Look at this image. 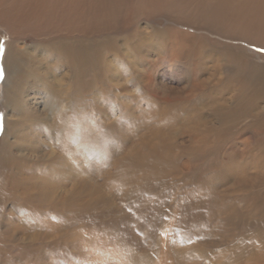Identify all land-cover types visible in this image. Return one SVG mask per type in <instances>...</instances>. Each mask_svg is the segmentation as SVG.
Wrapping results in <instances>:
<instances>
[{
	"label": "rangeland",
	"instance_id": "1",
	"mask_svg": "<svg viewBox=\"0 0 264 264\" xmlns=\"http://www.w3.org/2000/svg\"><path fill=\"white\" fill-rule=\"evenodd\" d=\"M131 15L129 12L124 20V26H129L124 31L133 29L135 32L137 29L134 28L138 26L149 30V18L135 21ZM165 20L167 26L184 28L180 21ZM118 26L120 28L121 24ZM185 29L194 30L193 27ZM194 31L195 34L202 33ZM0 32L1 53H4L10 40L6 32ZM107 34L110 33L90 34L91 61L85 69L76 63L73 72L76 82L80 79L84 85L92 81V86L95 87V83L100 86L101 71L93 60L99 50L98 42L109 36ZM118 40L119 44L125 42L123 37ZM213 40L243 48H223L232 52L236 59L223 63L219 69L214 62L207 61L204 70L194 72L193 77L178 71L168 60L160 63L155 67L158 74L151 86L140 92V96L147 98L142 108L136 111L122 109V117L114 111V118L119 120L121 117V120L108 125L110 130L101 129L107 133L103 141L108 147L106 151H100V143L93 138L61 142L66 152L63 154L47 153V144H41L37 157L43 172L39 175L47 176L48 181H57L50 198L39 192L41 180L38 174L20 173L21 177L14 166H5L6 125L9 126L11 118L5 106L4 90L9 69L0 53L1 260L6 264H48L51 260L53 264H112V258L121 251L120 245L124 243L122 249L127 247L125 250L133 256H153L152 264H247L252 252L264 250V214H261L264 209L254 214L252 226H248L246 219L251 210L248 208L250 199L258 190L264 193V180L261 187H253L252 174H222L229 167L227 159H234L230 155L235 145L240 151L242 147L247 151L253 146L249 132L255 128L259 117L251 113L255 110L252 109V98H246L241 90L251 74L252 65L257 62L256 51L264 56V45L233 37L215 36ZM23 46L27 49L31 42L27 41ZM248 49L255 52L250 53L248 63L237 61L241 53L249 55ZM11 50L15 51L12 46ZM251 78L256 86L259 79L253 75ZM76 91H80L77 84ZM86 94L89 97L86 91L81 95ZM262 103L264 109V101ZM36 105L43 109L42 101ZM91 114L98 120L99 113L91 110ZM263 114L260 113V117ZM37 143L35 140L32 144L36 149ZM258 154L253 151V155H248V169ZM101 158L103 161H99ZM126 174H132V177L126 179ZM106 179L111 181L105 184ZM47 188L45 181L43 190ZM100 191L102 195H99ZM98 196L107 199L97 204ZM211 196L215 203L231 202L243 212L236 218L234 228L227 229L225 236L214 243L211 237H205L210 239L205 241L203 232L196 233L190 221L195 212L197 215L199 209L208 206L207 199ZM61 199H64L62 211L55 205ZM80 205L83 208H79ZM43 207L58 213L53 219L56 223L69 222V242L59 237L61 231L57 229H49L50 232L37 237V225L32 215ZM77 208L80 212L70 217ZM62 213L64 215L59 216ZM131 222L140 237L135 238L124 228V224ZM79 224L85 226L78 230ZM168 242L170 248H167ZM173 243L180 247V254L172 252Z\"/></svg>",
	"mask_w": 264,
	"mask_h": 264
},
{
	"label": "bare ground",
	"instance_id": "2",
	"mask_svg": "<svg viewBox=\"0 0 264 264\" xmlns=\"http://www.w3.org/2000/svg\"><path fill=\"white\" fill-rule=\"evenodd\" d=\"M129 12H132V20L135 21L149 18V30L137 25L135 32L133 29L124 31L129 27L124 26ZM165 19L180 21L184 28L167 26ZM185 27H193L202 33L195 34L196 31ZM1 30L6 32L10 40L5 52L1 53L0 36V53L9 69L4 94L5 106L11 118L9 126L6 125L8 139L5 146V166H14L21 177L23 175L20 173L38 174L41 180L39 192L50 198L57 181H48L47 176L39 175L43 172L37 157L41 144H47V153L63 154L66 152L61 142H82L93 138L100 143V151H106L108 147L103 141L107 133L104 132L105 129H101L110 130L108 125L117 124L121 120L122 109L136 111L142 108V103L147 98L140 96V92L151 86V81L158 74L155 67L160 63L168 60V63L175 64L178 71L183 74L185 71L193 77L194 72L204 70V63L207 61L214 62L216 69H219L223 63L236 59L232 52L224 49L243 48L214 41L215 36L233 37L235 40L264 45V0H0ZM103 31L110 34L104 36L107 39L103 38L98 42L99 50L93 60L101 71V83L100 86L95 83L98 90L95 93L92 81L85 85L80 79L76 82L73 72L77 62L85 69L91 61L90 34ZM119 37H123L124 44H119ZM27 41L31 42V46L25 49L23 45ZM11 46L15 51L11 50ZM251 52L254 51L250 50L248 56L241 53L237 61L247 64ZM255 54L257 62L252 65L251 74L243 82L241 90L246 98H252V109L255 110L251 113L259 117L255 128L249 130L253 141L250 145L253 146L247 151L242 147L240 151L235 145V150L230 155L234 159H227L230 164L222 174H252V186L261 187L264 180V157L261 155L264 154V56L257 51ZM121 62L126 70L121 69ZM252 75L259 79L256 86L251 81ZM133 82L138 83V87ZM76 84L79 85L80 95H77ZM84 91L89 97L87 94L84 97L81 95ZM39 100L42 101V110L36 105ZM246 105L249 107V104ZM91 110L99 113L98 120L92 118ZM114 111L120 114L119 120L114 118ZM158 113L162 115L160 110ZM260 113L263 114L261 117ZM105 121L106 124H103ZM35 140L39 142L37 149L32 145ZM253 151H258L259 157L255 158V163L250 164L251 168L248 169V155H253ZM44 177L48 182L45 190ZM124 177L129 179L132 174ZM110 181L111 179H106L105 184ZM98 193L102 195L101 191ZM252 198L247 203L251 209L246 214L248 226L253 224L254 214L264 209L262 191L258 190ZM106 199L105 196H98L95 202L100 204ZM63 202L64 199H61L55 204L60 211ZM207 202L208 206L199 209L197 215L195 212L190 221L194 224L196 233L203 232V239L215 240L212 241L214 243L225 236L227 229L234 228L236 218L241 217L243 212L231 202L215 203L213 196ZM44 208L32 215L37 225V237L38 234L50 232L49 229H57L61 231L59 237L64 238L66 243L69 242V222L64 225L56 223L53 219L58 213ZM79 208L83 206L80 205ZM79 208L71 212L70 217L78 214L81 210ZM51 211L55 216L49 214ZM124 225L135 238L140 237L135 233L137 228L133 222ZM84 226L79 224L77 229L81 230ZM169 244L168 242L167 248H170ZM123 245L124 243L120 245L121 251L112 258V264H152L153 256H133L130 251L125 250L127 247L122 249ZM171 250L174 254H180V247L174 243ZM53 263L51 260L48 264ZM0 264L6 263L0 259ZM247 264H264V250L252 252Z\"/></svg>",
	"mask_w": 264,
	"mask_h": 264
},
{
	"label": "clouds",
	"instance_id": "3",
	"mask_svg": "<svg viewBox=\"0 0 264 264\" xmlns=\"http://www.w3.org/2000/svg\"><path fill=\"white\" fill-rule=\"evenodd\" d=\"M120 67H121V69H122V70H126V66H125V65H123V63H122V62L120 63Z\"/></svg>",
	"mask_w": 264,
	"mask_h": 264
}]
</instances>
